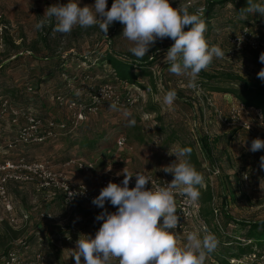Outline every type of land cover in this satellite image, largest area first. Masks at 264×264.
I'll return each instance as SVG.
<instances>
[{"label":"rangeland","instance_id":"374dc122","mask_svg":"<svg viewBox=\"0 0 264 264\" xmlns=\"http://www.w3.org/2000/svg\"><path fill=\"white\" fill-rule=\"evenodd\" d=\"M208 1L218 0H170V3L173 7L187 6L190 13L201 14ZM237 1L231 0L213 8L215 17L211 20L210 28L206 27L204 35L210 46L219 45L225 55L223 58L214 57L207 69L199 73L196 87L192 88L189 87L188 76L169 72L170 65L164 58L174 43L170 38L158 40L148 53L150 59L155 58V63L149 67L155 87L143 75L137 78L143 87H137L117 82L111 75L108 63L101 61L107 50L121 57H135L129 52L134 45L122 35L124 26L120 22H114L109 27L107 37L98 26L87 29L76 26L70 35H63L53 31L54 18L48 20L42 29L37 30L34 26L42 19H48L43 17L46 7L67 4L69 0H0L1 23L7 27L0 36V161L21 157L28 161L47 160L53 168L64 171L72 181L86 184L97 194L103 188L100 184L103 178L112 176L124 179L123 175L117 173L125 167L131 173L142 170L173 179V174L159 170L176 160L174 155L168 154L169 149L173 152L179 149L178 144L163 148L167 134L160 135L159 132L168 126L189 133L193 139L200 136L209 138L213 149L211 156L220 173L219 179L214 178L213 182H209L218 209L226 204L227 213L236 220H264V182L260 178L264 169L260 167V156L247 151L249 133L241 127L248 124L252 133L264 135V122L258 115L259 111L252 108L243 109L234 119L232 127L221 123L219 116L227 117L231 109L240 103L231 94L213 88L237 86L204 81L200 76L202 73L231 72L243 77L252 86L264 87V80L257 76L264 68V63L259 60L264 48H234L228 43L229 36L241 26L239 20H245L248 16L254 21L248 26L260 32L264 30V16L257 12L234 17L233 8ZM113 2L107 0L109 9ZM257 2L264 5V0ZM94 3L95 0H79L81 7ZM44 56L48 57L45 59ZM83 58L90 59L91 63L83 62ZM106 83L114 84L120 95L132 96L134 104L130 107L118 106L119 111H112L108 101L101 102L97 110L87 114L76 129L70 127L69 130H75L67 136L62 133L63 129H57L58 135L53 139L2 150L5 144L14 139L18 126L23 122L20 119L14 126L11 122L12 112H29L44 122H67L73 112L65 104H58L55 97L61 95L65 100L87 102L88 93ZM77 89L82 92L80 96L76 95ZM172 89L181 97H177L169 106L165 104L164 96ZM131 119L136 123L130 127L128 122ZM230 133H235V136L227 141L224 136ZM120 136L125 138L122 147L116 144ZM219 137L220 140L213 141ZM85 139L96 141L92 149L87 148ZM197 157L202 162L203 158H207ZM79 162H88L92 167L83 171L78 166ZM243 175L247 176L246 181H243ZM7 188L16 214L26 211L29 215L21 240L14 244L25 257L41 251L51 264H75L72 255L79 236L85 234L94 238L103 223L95 220L103 211L95 205L78 203L65 207L58 199L49 200L46 194L36 192L30 184L11 183ZM222 192L224 197L220 198ZM105 208L109 212L117 210L111 204H105ZM218 218L220 230L229 233L236 230V234L240 232L232 222L226 224L224 217ZM2 220H7V216L0 204V225ZM215 226L212 220L209 229L216 238ZM191 232H198L201 236L205 234L195 223H191L185 232L176 233L181 246ZM21 241L23 243H19ZM219 247L217 243L215 250ZM247 259L240 261L264 264V252L259 258ZM205 264H216L215 259L208 255Z\"/></svg>","mask_w":264,"mask_h":264},{"label":"clouds","instance_id":"9594fccd","mask_svg":"<svg viewBox=\"0 0 264 264\" xmlns=\"http://www.w3.org/2000/svg\"><path fill=\"white\" fill-rule=\"evenodd\" d=\"M242 11L264 16V5L248 0V6ZM43 17L48 19L36 23L37 30L54 18L53 31L63 35H70L76 26L84 29L98 26L107 37L109 27L120 22L124 26L122 35L134 45L129 52L137 59L148 55L158 40L170 38L174 43L164 58L170 65L169 72L188 76L192 88L196 87L199 73L207 69L213 58L225 55L219 45H209L204 35L206 24L201 17L190 13L187 6L173 7L170 0H114L110 9L107 0H95L94 4L82 7L79 0H69L67 4L46 7ZM259 60L264 63V52ZM257 76L264 80V68ZM81 94L77 89L76 95ZM176 99L174 89L164 96L169 106ZM109 109L119 111L116 103H110ZM261 120L264 122V115ZM135 123L131 119L128 126ZM262 149L264 140L255 138L248 150L254 153ZM191 151L189 147L174 152L169 149L168 154L174 155L176 160L159 169L174 176L166 186L148 188L150 177L140 172L133 174L126 167L117 173L124 176L123 181L120 184L109 181L92 200L95 206L103 209L95 217L103 223L94 238L85 234L79 236L72 255L75 264H113L114 260L118 264H205L208 255L217 247L215 236L206 230L203 236L191 232L181 246L174 231L180 218L176 195L186 196L189 203H195L200 197L197 186L204 183L203 174L190 162ZM260 167L264 169V156L260 157ZM133 176L135 187L130 188ZM106 203L117 210L109 212Z\"/></svg>","mask_w":264,"mask_h":264},{"label":"built area","instance_id":"2783aa9c","mask_svg":"<svg viewBox=\"0 0 264 264\" xmlns=\"http://www.w3.org/2000/svg\"><path fill=\"white\" fill-rule=\"evenodd\" d=\"M2 16L0 15V36L4 33L7 27L1 23ZM228 43L234 48L247 47L253 50L264 48V30L256 32L249 26L241 27L236 33L232 34L228 38ZM87 102L80 100H65L64 96L58 95L55 100L58 104H65L69 110L73 113L71 118L67 122H55L54 120H48L44 122L39 117L34 116L31 113L12 112L11 122L16 126L20 119L23 120L19 125L15 137L13 140L5 144L3 151L14 149L19 144H31L41 143L48 139L57 137V129H65L67 126L71 128L77 127L79 123L85 120L87 114L94 113L97 110L99 103L108 101L109 103H116L117 106L130 107L134 104L135 99L132 96L120 95L117 91V87L114 84H103L97 87L93 92L88 93ZM3 107L6 105L3 104ZM243 109H252V107H245L243 104H237L235 108H232L227 117L219 116L221 123L227 127H232L234 119L239 116ZM261 117V113H258ZM69 123L67 126L66 124ZM242 129L249 133L247 141V151L251 154L258 156H264V149L257 152H251L248 149L251 146V142L255 138L264 140L263 134H255L251 132V128L248 124H243ZM125 138L120 136L116 142L117 146L122 147L124 145ZM79 168L83 171L91 169L92 165L88 162L78 164ZM203 169L205 170L208 182H213L214 178L219 179L220 173L216 162H213L209 158H203ZM140 172L147 177L151 178V183L146 187L153 188L157 186H166V183H170L172 179L167 177H158L146 172L134 171L133 174ZM246 177V178H245ZM262 182H264V172L260 176ZM243 181L247 180V176L243 175ZM109 181L120 184L123 179L118 177L107 176L100 182L102 187H105ZM135 176L132 177L129 187H135ZM14 184H30L36 192L46 193L51 198H58L61 201L62 206H71L74 204H92L93 198L99 194L94 193L91 189L83 183L72 181L71 178L64 172L52 167L47 160L28 161L21 157L17 160H2L0 161V204L3 211L7 216L8 223L18 228L23 222H25L29 215L26 211H20L19 215L16 214L14 203L8 192V185ZM211 186V184H210ZM177 214L179 215V222L177 228L174 230L177 232H185L189 224L195 223L197 227L205 232V230L211 233L209 225L206 224L200 215L199 203H189L186 196L176 195ZM110 204V203H106ZM213 206V203H212ZM214 218L213 223L217 228H221L219 225V216L217 206H214ZM224 209L227 210V205H224ZM19 221V224H18ZM162 223V218H161ZM213 226V225H212ZM188 231V230H187ZM114 260L113 262H115ZM118 262V261H116ZM0 264H51L47 262L45 256L41 251L34 252L31 257H25L22 252L16 249L9 250L7 254L0 260Z\"/></svg>","mask_w":264,"mask_h":264},{"label":"trees","instance_id":"16d2710c","mask_svg":"<svg viewBox=\"0 0 264 264\" xmlns=\"http://www.w3.org/2000/svg\"><path fill=\"white\" fill-rule=\"evenodd\" d=\"M231 0H218V1H208L207 5L204 7L201 14H197L205 22L206 27L210 28L211 20L215 17L212 13L213 8L218 5L222 6L223 4ZM254 3H258L257 0H253ZM248 6V0H238L234 4V17L240 15H245L246 12L242 9ZM196 14V13H194ZM240 28L243 26L252 25L254 21H251L248 16L245 20H239ZM239 28V29H240ZM187 30V28L185 29ZM45 42V38H43ZM48 57V56H46ZM44 56V58L46 59ZM101 61L108 63L111 69V75L117 82L128 83L129 85H136L137 87H143L137 78L140 75L144 77L147 76L152 87H155L154 80L152 79V73L149 70L155 63V58L150 59V55H146L142 59H137L136 57H121L120 55L115 54L107 50L104 56L101 58ZM83 62L91 63L90 59L83 58ZM137 71V72H134ZM201 79L204 81H219L220 83H231L237 86V88L228 87V88H213V90L223 91L224 93L231 94L240 104H243L245 107H252L257 109L262 115H264V87L261 86H252L250 85L243 77H240L237 74L231 72H217L214 74L202 73ZM201 86V85H200ZM222 89V90H219ZM177 97H181L180 94H177ZM158 119L161 117L159 115ZM70 127L67 126L63 129L62 133L67 136L73 133L74 130H69ZM160 135L167 134L164 140L163 148H169L171 145L178 144L179 148L189 147L191 148L190 162L196 168V170L203 174L204 182H207L205 186L198 185L197 188L200 191V197L197 201L200 207V215L202 220L211 225V222L214 218V190L212 186L209 185V182L206 177L205 170L202 166V161L198 159L197 156L207 157L213 162H216L215 159L211 156L213 149L210 146V140L207 136H200L199 138H191L189 133L183 132L180 129H174L170 127H163L160 129ZM235 136L234 134L225 135L224 139L229 141ZM221 138L213 139V141H218ZM142 141V140H140ZM96 144L95 140L85 139V145L88 149H92ZM197 148V151H196ZM224 197L223 192L220 193V198ZM213 203V206H212ZM225 203V202H224ZM220 217L226 219V224L232 222L236 229L240 231L235 233L234 236L228 231L220 230L219 228L214 229L215 234L217 235V242L220 244L218 250L212 252L211 255L215 259L216 264H248L246 262H241L243 258L256 259L263 256L264 252V220L258 221H248V220H236L231 217L227 211L224 209V205H221L218 209ZM28 220L23 222L18 228L12 227L7 220H2L0 225V260L7 254L9 250L17 248L14 244L15 242L21 240V237L24 234V228ZM226 229V228H225ZM223 236H222V235ZM233 236V238H232ZM235 242V243H234ZM19 243H23L22 241ZM234 243V244H233ZM25 244H22V246ZM21 246V245H19ZM26 246V245H25ZM262 252H261V251ZM38 252V251H36ZM241 260V261H240ZM246 260V261H247ZM231 261V262H229ZM236 261V262H235Z\"/></svg>","mask_w":264,"mask_h":264},{"label":"crops","instance_id":"0c3cea01","mask_svg":"<svg viewBox=\"0 0 264 264\" xmlns=\"http://www.w3.org/2000/svg\"><path fill=\"white\" fill-rule=\"evenodd\" d=\"M262 115V114H261ZM256 155V154H255ZM258 156V155H257ZM260 158V157H259ZM109 175V174H108ZM104 179V178H103ZM44 194H46V193H44ZM46 196H47V198L49 199V200H57L58 199V201L60 202V204H61V201H60V199L58 198V196L56 197V198H51V197H49L47 194H46Z\"/></svg>","mask_w":264,"mask_h":264}]
</instances>
